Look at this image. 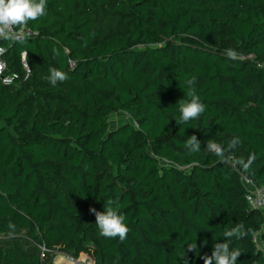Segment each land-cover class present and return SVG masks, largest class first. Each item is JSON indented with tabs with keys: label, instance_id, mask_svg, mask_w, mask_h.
I'll return each mask as SVG.
<instances>
[{
	"label": "trees",
	"instance_id": "16d2710c",
	"mask_svg": "<svg viewBox=\"0 0 264 264\" xmlns=\"http://www.w3.org/2000/svg\"><path fill=\"white\" fill-rule=\"evenodd\" d=\"M26 27L37 36L0 39L8 70L23 52L30 69L0 84V264H203L237 224L252 230L237 264H264L242 180L264 189V0H47ZM51 68L68 79L52 86ZM193 76L206 108L178 125ZM116 114L130 122L112 129ZM109 198L123 242L89 212Z\"/></svg>",
	"mask_w": 264,
	"mask_h": 264
},
{
	"label": "clouds",
	"instance_id": "9594fccd",
	"mask_svg": "<svg viewBox=\"0 0 264 264\" xmlns=\"http://www.w3.org/2000/svg\"><path fill=\"white\" fill-rule=\"evenodd\" d=\"M47 14V0H0V39H11L18 36L17 29L22 30L30 22H34ZM53 52L58 54L56 49ZM227 55L231 58L234 53L229 50ZM50 75L47 77L52 86H56L58 82H64L68 79L65 72L56 68L49 70ZM195 77H191L186 81L188 91L185 94L188 99H180L178 104L179 117L176 120L178 125L186 124L191 120H195L205 111L206 105L200 100L193 86ZM185 147L190 152H198L201 149V141L195 134L189 136L185 142ZM205 148L215 151L220 154V148L211 140L206 142ZM89 212L95 216V224L102 237L108 239L118 238L123 242L130 228L128 227L126 217L120 211L118 200L107 199L104 204L103 211H97L95 208H90ZM252 230L245 229L243 224H237L235 227L226 229L223 233L225 238L222 243L213 245L210 255L202 257L203 264H237L238 257L243 253L240 247H230L233 238L236 240L243 239ZM206 243V242H205ZM188 251H196V244H189ZM184 264H188V259L184 257Z\"/></svg>",
	"mask_w": 264,
	"mask_h": 264
},
{
	"label": "built area",
	"instance_id": "2783aa9c",
	"mask_svg": "<svg viewBox=\"0 0 264 264\" xmlns=\"http://www.w3.org/2000/svg\"><path fill=\"white\" fill-rule=\"evenodd\" d=\"M19 32L18 36H14L11 39H5L9 41H19L21 39L32 38L37 36V32L24 27L22 30L17 29ZM5 53L4 47L0 46V84L4 86H10L15 84L17 81H26L30 75V69L25 60V53H21L20 56V68L21 74L18 72H11L8 70L7 63L3 58ZM69 66L72 67L73 63L70 61ZM243 184L246 187L247 193L245 195V201L251 210L263 211L264 210V189L253 186L252 182L242 178ZM260 249L264 250V245H259ZM71 264H79L75 260L69 258Z\"/></svg>",
	"mask_w": 264,
	"mask_h": 264
},
{
	"label": "rangeland",
	"instance_id": "374dc122",
	"mask_svg": "<svg viewBox=\"0 0 264 264\" xmlns=\"http://www.w3.org/2000/svg\"><path fill=\"white\" fill-rule=\"evenodd\" d=\"M110 127L112 129H114L116 127V125H120V124H125V123H129L130 119L125 115V114H116L114 116L111 117L110 119ZM163 164H165L164 162H161ZM264 214V210L261 211ZM57 257V256H56ZM63 257V256H60ZM65 259H69L67 257H64ZM55 259V258H54ZM54 261V260H53ZM75 261L79 264H94L91 259L84 254L79 255V257L77 259H75ZM60 261L57 260L56 264H59Z\"/></svg>",
	"mask_w": 264,
	"mask_h": 264
},
{
	"label": "crops",
	"instance_id": "0c3cea01",
	"mask_svg": "<svg viewBox=\"0 0 264 264\" xmlns=\"http://www.w3.org/2000/svg\"><path fill=\"white\" fill-rule=\"evenodd\" d=\"M57 260L60 261L59 264H70L69 259H65L64 257H60V256L55 257V259H54V261H53V264H56V261H57Z\"/></svg>",
	"mask_w": 264,
	"mask_h": 264
},
{
	"label": "bare ground",
	"instance_id": "6f19581e",
	"mask_svg": "<svg viewBox=\"0 0 264 264\" xmlns=\"http://www.w3.org/2000/svg\"><path fill=\"white\" fill-rule=\"evenodd\" d=\"M70 264H71V262H70Z\"/></svg>",
	"mask_w": 264,
	"mask_h": 264
}]
</instances>
